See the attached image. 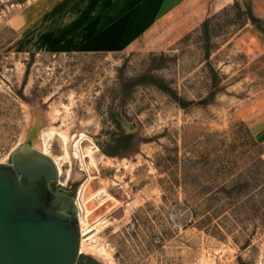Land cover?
<instances>
[{
    "label": "rangeland",
    "instance_id": "rangeland-1",
    "mask_svg": "<svg viewBox=\"0 0 264 264\" xmlns=\"http://www.w3.org/2000/svg\"><path fill=\"white\" fill-rule=\"evenodd\" d=\"M52 1L0 0V163L24 141L55 160L83 262L264 264V50L247 15L229 1L207 31L169 20L123 49H51L27 15Z\"/></svg>",
    "mask_w": 264,
    "mask_h": 264
},
{
    "label": "water",
    "instance_id": "water-1",
    "mask_svg": "<svg viewBox=\"0 0 264 264\" xmlns=\"http://www.w3.org/2000/svg\"><path fill=\"white\" fill-rule=\"evenodd\" d=\"M58 178L55 160L28 141L0 163V264H78L77 202Z\"/></svg>",
    "mask_w": 264,
    "mask_h": 264
},
{
    "label": "crops",
    "instance_id": "crops-1",
    "mask_svg": "<svg viewBox=\"0 0 264 264\" xmlns=\"http://www.w3.org/2000/svg\"><path fill=\"white\" fill-rule=\"evenodd\" d=\"M229 1L238 2L242 10L251 9L260 19L257 23L248 20L242 28L249 27L264 50V0H248V6L239 0H214L213 4L210 0H53L43 10L34 7L27 20L32 24L42 20L37 26L51 49L114 51L138 44L148 30L169 20L175 22L171 27H197L207 20L210 11L224 9ZM40 13L47 18L42 15L39 19ZM259 98L253 123L260 125V137L264 138V95Z\"/></svg>",
    "mask_w": 264,
    "mask_h": 264
},
{
    "label": "trees",
    "instance_id": "trees-1",
    "mask_svg": "<svg viewBox=\"0 0 264 264\" xmlns=\"http://www.w3.org/2000/svg\"><path fill=\"white\" fill-rule=\"evenodd\" d=\"M21 2H23L24 0H20ZM236 7L238 9L237 11V16L238 18H243L244 15H247L248 17V20H250L252 23H257L258 21H260L259 18L255 17L253 15V12L251 11V9H246V10H242V8L240 7L239 3L236 2ZM203 27L205 28V30L207 31L208 29V22L207 20L203 23ZM146 81H150L151 83L161 87L164 91L168 92L172 97H174L176 100L178 101H182L180 99V97L176 94V92H174V90L172 88H170L169 86H164L162 84V82H160V80L154 78V77H149V76H143L141 78H139L136 82L133 83V85H140L142 83H145ZM132 134H127L126 132H124L122 134V140L124 139H127V138H130ZM117 139V138H116ZM83 257H80V260L78 262V264H96V261L93 260L92 258H88V261L87 262H83L81 261Z\"/></svg>",
    "mask_w": 264,
    "mask_h": 264
},
{
    "label": "flooded vegetation",
    "instance_id": "flooded-vegetation-1",
    "mask_svg": "<svg viewBox=\"0 0 264 264\" xmlns=\"http://www.w3.org/2000/svg\"><path fill=\"white\" fill-rule=\"evenodd\" d=\"M126 132V131H125ZM122 135L121 136H119L117 139H115V143L118 145V146H125L126 145V143H127V141L130 139V138H127V139H124V140H122ZM54 187H56L55 185H54ZM67 189L69 190V193L70 194H72L73 195V193H74V187H67Z\"/></svg>",
    "mask_w": 264,
    "mask_h": 264
},
{
    "label": "bare ground",
    "instance_id": "bare-ground-1",
    "mask_svg": "<svg viewBox=\"0 0 264 264\" xmlns=\"http://www.w3.org/2000/svg\"><path fill=\"white\" fill-rule=\"evenodd\" d=\"M39 138H40V140L44 141L42 135H41V137H39ZM87 232H88V231H85V229L82 228V244H83V241H84V239H85V237H84V239H83V236L89 234V233L87 234ZM87 237H88V236H87Z\"/></svg>",
    "mask_w": 264,
    "mask_h": 264
}]
</instances>
